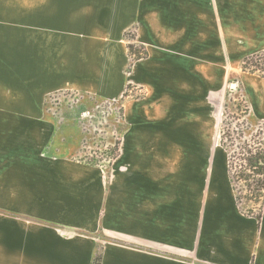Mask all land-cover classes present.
Returning <instances> with one entry per match:
<instances>
[{
	"label": "crops",
	"instance_id": "obj_1",
	"mask_svg": "<svg viewBox=\"0 0 264 264\" xmlns=\"http://www.w3.org/2000/svg\"><path fill=\"white\" fill-rule=\"evenodd\" d=\"M46 1L0 15V264H264V199L259 222L243 215L211 158L217 91L264 50V0ZM131 27L147 57L128 73ZM125 76L149 96L127 107L105 187L40 106L57 90L115 100ZM239 79L264 120V78ZM9 117L39 120L32 142Z\"/></svg>",
	"mask_w": 264,
	"mask_h": 264
},
{
	"label": "rangeland",
	"instance_id": "obj_2",
	"mask_svg": "<svg viewBox=\"0 0 264 264\" xmlns=\"http://www.w3.org/2000/svg\"><path fill=\"white\" fill-rule=\"evenodd\" d=\"M5 1L8 5H3ZM14 2L15 0H2L0 15L15 14L17 7L9 6L10 3ZM46 5V0H40L41 8H45ZM133 27L129 28L127 33L135 34ZM134 46L137 49L139 48L137 44H134ZM130 63L129 61L128 66ZM260 64L262 66L263 63L260 62ZM235 65L231 77H228L224 86L217 91V96L220 98H218L214 113L212 111L213 120L215 121V147L213 149L215 151L211 152V158L215 157L216 160V184H218V178L225 179L228 161L231 160L234 170L233 176L237 181L239 180L236 187L242 198L241 203L251 202L250 204L255 205V181L259 177L255 175L252 169H249V165L245 161L249 156L260 153L261 148H264L260 145L264 144V126L258 125L260 120L251 119L252 107L247 99L239 75L245 74L257 79L262 77L259 73L243 71L241 61ZM249 68L254 69L253 66ZM128 81H131V83ZM125 83L123 91L115 100L102 99L93 94L80 91L57 90L45 94L40 106L43 116L56 125L55 130H64L71 127V130L79 132V146L75 152L68 156V159L77 164L95 168L104 178L105 187L111 185V176H113L115 169L114 164L121 154V144L128 129L127 107L130 103L145 101L149 96L148 87L136 83L129 76H125ZM232 84L235 85L234 88L231 87ZM35 109L36 104H24L25 113L26 110L33 112ZM18 113H20L19 110ZM84 113L85 115H83ZM38 121V119L32 118L12 119L9 117V127H12L11 123L15 126V122L23 126L26 132L25 138L27 137L28 142H32L34 139L32 134L35 129L37 130L35 126ZM118 143V155L113 159L116 155ZM42 154L44 155L43 151ZM211 168L213 169V167ZM254 213L257 214V209ZM184 263L214 264L205 261L192 263L186 260Z\"/></svg>",
	"mask_w": 264,
	"mask_h": 264
},
{
	"label": "trees",
	"instance_id": "obj_3",
	"mask_svg": "<svg viewBox=\"0 0 264 264\" xmlns=\"http://www.w3.org/2000/svg\"><path fill=\"white\" fill-rule=\"evenodd\" d=\"M125 39L129 42L134 40V35H129L125 34L124 35ZM128 54L130 58V65L127 68V72H130L131 65L134 61L140 60V59H145L147 57V52L143 47H139L138 49L135 48L134 44H128ZM262 62V66L260 64ZM250 66H253L254 69L249 68ZM241 69L243 71H250L252 73H259V75L264 78V51L253 54L251 56L243 58L241 62ZM225 109H226V104H225ZM258 125L264 126V121L258 122ZM264 147V144H260ZM245 163H248L249 169H252L255 172V175L259 178L255 181V189H254V201L255 205L250 204L251 202H248L247 204H242V198L240 197V194L238 193L237 190V181L234 176H233V166H232V161H228V175H229V180L232 186V190L235 194V199L237 206L240 210V212L247 216V217H252L258 222L261 220V215H262V210H263V199H264V148H261V152L249 156V158L246 159ZM245 181V180H244ZM253 201V202H254ZM251 205V206H250ZM257 209V214H255V209ZM99 257L97 256L93 264H99Z\"/></svg>",
	"mask_w": 264,
	"mask_h": 264
},
{
	"label": "built area",
	"instance_id": "obj_4",
	"mask_svg": "<svg viewBox=\"0 0 264 264\" xmlns=\"http://www.w3.org/2000/svg\"><path fill=\"white\" fill-rule=\"evenodd\" d=\"M127 34H129V33H127ZM133 34H134V33H133ZM133 34H132V35H133ZM129 35H131V34H129ZM133 43H134V40H132L131 42L128 41V44H133ZM83 115H85V113H84ZM118 148H119V143H118V145H117L116 155H115V157H114L113 159H115V158L117 157V155H118Z\"/></svg>",
	"mask_w": 264,
	"mask_h": 264
},
{
	"label": "water",
	"instance_id": "obj_5",
	"mask_svg": "<svg viewBox=\"0 0 264 264\" xmlns=\"http://www.w3.org/2000/svg\"><path fill=\"white\" fill-rule=\"evenodd\" d=\"M231 87H233V88H234V87H235V85H233V84H232V85H231Z\"/></svg>",
	"mask_w": 264,
	"mask_h": 264
}]
</instances>
